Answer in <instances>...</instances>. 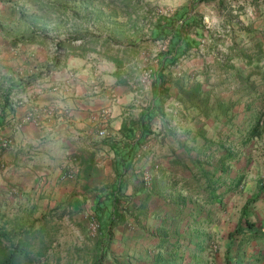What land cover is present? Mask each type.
I'll return each instance as SVG.
<instances>
[{"label":"rangeland","instance_id":"374dc122","mask_svg":"<svg viewBox=\"0 0 264 264\" xmlns=\"http://www.w3.org/2000/svg\"><path fill=\"white\" fill-rule=\"evenodd\" d=\"M193 1L0 0V41L20 43L21 74L14 87L46 77L68 55L89 54L134 94L125 122L135 123L140 104L152 98L158 57L168 48V39L151 38L152 27ZM193 12L199 45L163 70L165 111L153 118L141 149L155 151L167 136L191 134L190 124L197 128L190 181L200 200L213 199L210 220L197 224L198 234L191 221L184 231L190 238L179 241L147 231L125 191L117 193L110 229L94 212L98 192L90 186L81 192L74 184L55 201L49 199L52 191L47 198L45 191L20 198L19 191L1 192L2 244L31 242L22 263L264 264V0H207L194 4ZM110 90L113 99L121 95ZM105 129L98 134L106 136ZM114 134L118 141L119 129ZM144 176L140 182L150 187V176L148 182ZM126 179L123 174L121 188ZM241 220L244 231L255 235L243 242L244 254H235L243 235L232 232Z\"/></svg>","mask_w":264,"mask_h":264},{"label":"crops","instance_id":"0c3cea01","mask_svg":"<svg viewBox=\"0 0 264 264\" xmlns=\"http://www.w3.org/2000/svg\"><path fill=\"white\" fill-rule=\"evenodd\" d=\"M19 45L0 41V139L8 142L5 147L0 146V193L15 196L19 191L20 198L28 191L35 192V196L45 191L47 198L52 191L49 199L55 201L77 184L81 192L92 187L98 192L97 197L101 192H110V201L114 198L117 203V193L125 191L130 207L136 209L147 231H162L179 241L187 240L190 234L184 231L192 221L198 234L197 224L212 217L213 199L200 200L196 183L190 181V169L195 163L192 157L196 156L190 149L193 139L198 138L194 135L197 128L190 124L191 134L176 139L167 136L154 147L155 151L141 149V145L130 167L121 173L109 142H133L121 132L118 141L113 138L115 129L120 131L122 126L131 124L125 121L134 94L116 83L104 62H94L89 54L68 55L46 77L29 82L25 88H16L22 63L16 51ZM110 88L118 89L121 95L111 98ZM16 99L21 101L16 103ZM151 100L140 104L138 116ZM104 109L106 117L100 116ZM102 128H106V136L98 134ZM123 174L127 179L121 188ZM141 174L150 176V187L142 185ZM105 175L106 180L102 179ZM147 238L144 242L150 249L154 245L149 235Z\"/></svg>","mask_w":264,"mask_h":264},{"label":"trees","instance_id":"16d2710c","mask_svg":"<svg viewBox=\"0 0 264 264\" xmlns=\"http://www.w3.org/2000/svg\"><path fill=\"white\" fill-rule=\"evenodd\" d=\"M207 0H194L190 6H181L177 8L169 16H160L151 30V38L155 40L168 39L167 51L158 57V69L156 72V84L153 88V96L150 104L141 113V116L135 123H131L127 126H122L120 132L127 139H134L131 143L109 142L111 148L115 154V163L117 170L122 171L130 167L133 158L135 157L139 147L145 142L146 137L151 133V122L157 115H161L164 110V103L167 94V87L163 85V70L170 65H173L176 60L184 55L187 51L196 48L199 45L200 29L197 26V16L193 12L194 4ZM194 27V34L191 33L190 28ZM57 59V58H56ZM8 94L4 99L7 100ZM138 131V136H136ZM136 137V138H135ZM117 189V188H116ZM116 189L113 191H116ZM112 191V192H113ZM110 192L103 193L97 197L94 205V212L96 216L101 219L106 225V228L110 229L114 222L116 200L111 198ZM104 197L103 200H100ZM111 211V213H110ZM103 220V221H102ZM241 220L238 226L235 228L233 234H242L245 237H241L235 254L243 251V242L248 238L254 237L255 234H248L244 231ZM247 226L253 224L248 220H245ZM233 234H230L232 236ZM111 235V234H110ZM109 235V237H110ZM4 233L0 234V264H25L22 263L29 256V246L31 242H27L22 239H18L16 243H11L9 246H5L3 243ZM239 251V252H237ZM104 249L101 251L100 258L104 257ZM101 260V259H100ZM238 263V262H237ZM95 264H100L96 261Z\"/></svg>","mask_w":264,"mask_h":264},{"label":"built area","instance_id":"2783aa9c","mask_svg":"<svg viewBox=\"0 0 264 264\" xmlns=\"http://www.w3.org/2000/svg\"><path fill=\"white\" fill-rule=\"evenodd\" d=\"M16 101V103H19L21 101V99H16L14 100V102ZM7 141L5 139H0V146L1 147H5L7 145ZM144 179L146 180V182L149 181V175L145 174Z\"/></svg>","mask_w":264,"mask_h":264}]
</instances>
